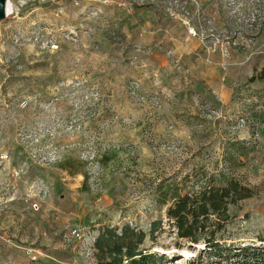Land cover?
Instances as JSON below:
<instances>
[{"label": "rangeland", "instance_id": "1", "mask_svg": "<svg viewBox=\"0 0 264 264\" xmlns=\"http://www.w3.org/2000/svg\"><path fill=\"white\" fill-rule=\"evenodd\" d=\"M9 2L0 264H96L99 229L123 225L163 252L168 187L220 173L254 193L231 239L264 235V0Z\"/></svg>", "mask_w": 264, "mask_h": 264}, {"label": "trees", "instance_id": "2", "mask_svg": "<svg viewBox=\"0 0 264 264\" xmlns=\"http://www.w3.org/2000/svg\"><path fill=\"white\" fill-rule=\"evenodd\" d=\"M225 161L230 166L242 163L234 156ZM186 184L187 180L171 185L162 196L165 204L170 201L166 226L174 235V243L162 247L165 252L145 248V232L129 225L102 227L93 243L96 264H264V235L246 244L234 242L227 231L229 207L253 197V191L224 173L207 177L201 185ZM164 230L162 221L151 223L152 246ZM182 251L191 257L185 260Z\"/></svg>", "mask_w": 264, "mask_h": 264}, {"label": "water", "instance_id": "3", "mask_svg": "<svg viewBox=\"0 0 264 264\" xmlns=\"http://www.w3.org/2000/svg\"><path fill=\"white\" fill-rule=\"evenodd\" d=\"M8 0H0V20L5 18V8Z\"/></svg>", "mask_w": 264, "mask_h": 264}, {"label": "bare ground", "instance_id": "4", "mask_svg": "<svg viewBox=\"0 0 264 264\" xmlns=\"http://www.w3.org/2000/svg\"><path fill=\"white\" fill-rule=\"evenodd\" d=\"M11 10H12V6H11V3L9 2V0H8L7 1V4H6V8H5V17H6V15L7 16L10 15Z\"/></svg>", "mask_w": 264, "mask_h": 264}]
</instances>
